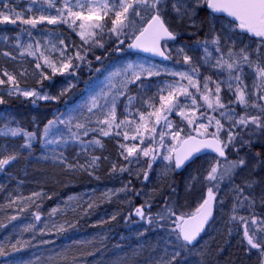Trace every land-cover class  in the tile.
Wrapping results in <instances>:
<instances>
[{
    "label": "snow or ice",
    "instance_id": "snow-or-ice-1",
    "mask_svg": "<svg viewBox=\"0 0 264 264\" xmlns=\"http://www.w3.org/2000/svg\"><path fill=\"white\" fill-rule=\"evenodd\" d=\"M20 4L0 0V264H264V0Z\"/></svg>",
    "mask_w": 264,
    "mask_h": 264
},
{
    "label": "trees",
    "instance_id": "trees-1",
    "mask_svg": "<svg viewBox=\"0 0 264 264\" xmlns=\"http://www.w3.org/2000/svg\"><path fill=\"white\" fill-rule=\"evenodd\" d=\"M11 28V26H8ZM84 78H87V73H85ZM61 109L63 108V105L59 106ZM54 108H34L32 109V113H46L54 111ZM3 177L0 176V182H3ZM119 184L115 181H109L107 179L102 181H92L90 183H84V184H77L74 183L72 186L68 188H57V195L54 197L53 201H47L45 204V207L53 206L55 203L60 202L68 195H74V194H83L85 192L91 193L93 189H96V192H102L107 188L112 187H118ZM114 208L113 205H104L103 208L97 210L96 214L91 218V220L87 222H82L79 226V230H73L70 231L66 236H61L56 238V245L55 247L60 248L66 245H70L73 243V241L76 240H85L90 239L92 236H94L98 231H100L97 228H93L90 225L94 223L99 217L107 215L110 211H112ZM107 227V226H106ZM113 231L110 232V245L111 248L112 245H114L117 242H120V236L121 235H127V228L122 225H112ZM4 233H0V237H2ZM207 239V237H206ZM217 239H220L219 236H217ZM51 247V246H50ZM105 255H111V252L106 251ZM90 260L93 258H89Z\"/></svg>",
    "mask_w": 264,
    "mask_h": 264
},
{
    "label": "rangeland",
    "instance_id": "rangeland-1",
    "mask_svg": "<svg viewBox=\"0 0 264 264\" xmlns=\"http://www.w3.org/2000/svg\"><path fill=\"white\" fill-rule=\"evenodd\" d=\"M26 3H27V0H21V4L19 6L22 7ZM100 79L102 80L103 77L101 76ZM83 86H84L83 83H81V87H83Z\"/></svg>",
    "mask_w": 264,
    "mask_h": 264
}]
</instances>
